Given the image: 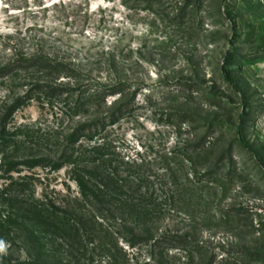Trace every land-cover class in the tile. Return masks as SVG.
<instances>
[{"label":"rangeland","instance_id":"rangeland-1","mask_svg":"<svg viewBox=\"0 0 264 264\" xmlns=\"http://www.w3.org/2000/svg\"><path fill=\"white\" fill-rule=\"evenodd\" d=\"M40 57L78 76L55 82L23 62ZM119 84L122 105L115 96L71 115L98 85ZM81 126L98 130L122 175L124 163H143L140 189L110 190V201L149 212L98 211L74 168L14 173L61 222L0 200V256L264 264V0H0V188L5 159L56 152ZM162 236L171 242L153 248Z\"/></svg>","mask_w":264,"mask_h":264},{"label":"trees","instance_id":"trees-1","mask_svg":"<svg viewBox=\"0 0 264 264\" xmlns=\"http://www.w3.org/2000/svg\"><path fill=\"white\" fill-rule=\"evenodd\" d=\"M23 62L27 64V68L39 72H47V74L54 78L53 80L55 82L61 78L74 79V76H78L77 72L69 65L46 57L29 58ZM40 88L43 89L44 87ZM55 90L65 93L63 89H59L58 87ZM123 92L124 85L122 84H119L113 89H107L106 87L98 85L97 89L92 94H89L85 99L82 98L75 105L71 106L69 111L71 115L81 116L84 112L93 108H107L108 99L115 96H120V98L113 104V107L122 105V102L125 101ZM110 109H112V106ZM120 112L121 111H119V113ZM106 123L107 122L104 121L103 125ZM98 134L97 129L95 131H89L88 127L81 126L74 131L71 136L65 139V145L60 147L56 152L42 154L40 152L32 151L26 157H15L14 160L8 158L5 159L1 167L3 169L5 168L4 173L8 177L7 180L10 181V184L5 188H0V200L6 203L23 205L26 212L37 218L51 220V224L58 221L57 223L60 224L61 220L56 214L57 208L55 206L46 207L38 204L39 202L34 201V194L27 182L29 178L14 180L11 175L14 173L21 174L25 171L32 172L37 169H49L51 172H59L70 167L74 168V180L81 190L82 198L91 202L98 211L111 213L113 208H115V210H118L119 212H124L127 208L131 209L132 212L141 215L149 212L145 207L133 205V202L129 199L122 201L121 204H119V207L110 201L112 194L110 190L115 194L121 193L125 189L132 190L134 187L140 189L143 182L136 172H139L143 167V163H124L128 169V173L122 175L118 170L113 168V162L110 161L108 157L109 155L107 154V144L104 142L97 143L96 138L98 137ZM84 143L93 146L86 147ZM132 172H134V174H132ZM167 175L168 174H164V177H167ZM98 181H103L106 184V188H102V185L97 183ZM113 188L115 192L113 191ZM145 240L144 242H154L153 239ZM176 241L178 242V245H181L185 244L188 241V238H177ZM166 242L171 241H169L166 236H162L154 242L152 247H160ZM0 264L13 263L5 253L0 256Z\"/></svg>","mask_w":264,"mask_h":264}]
</instances>
